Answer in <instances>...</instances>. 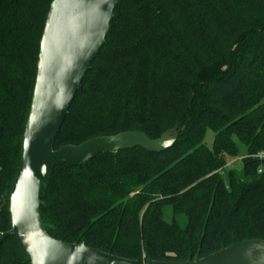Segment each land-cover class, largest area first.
<instances>
[{"label":"trees","instance_id":"obj_1","mask_svg":"<svg viewBox=\"0 0 264 264\" xmlns=\"http://www.w3.org/2000/svg\"><path fill=\"white\" fill-rule=\"evenodd\" d=\"M52 1L0 0V238L11 230ZM175 127L176 144L161 154L135 148L57 166L40 192L50 236L144 264L264 240V160L254 157L264 152V0H120L54 149ZM239 145L242 169L227 168ZM0 264H30L15 237L0 245Z\"/></svg>","mask_w":264,"mask_h":264},{"label":"water","instance_id":"obj_2","mask_svg":"<svg viewBox=\"0 0 264 264\" xmlns=\"http://www.w3.org/2000/svg\"><path fill=\"white\" fill-rule=\"evenodd\" d=\"M120 0H53L40 42L37 76L29 116L21 138L20 168L10 193L11 230L1 234L0 245L15 237L30 264H144L118 257L85 242L71 244L51 237L53 227L43 222L42 188L53 170L65 163L79 167L100 154L141 148L161 154L173 148L178 127L160 138L140 131L96 137L80 145L54 149L70 107L91 64L106 44L114 11ZM147 264H264V240L238 242L199 260Z\"/></svg>","mask_w":264,"mask_h":264},{"label":"rangeland","instance_id":"obj_3","mask_svg":"<svg viewBox=\"0 0 264 264\" xmlns=\"http://www.w3.org/2000/svg\"><path fill=\"white\" fill-rule=\"evenodd\" d=\"M214 137H215V134L212 130H207L206 134H205V142L206 144L209 146V147H212L213 146V143H214ZM239 154H238V157L235 159V158H232V159H228V162L227 164L229 166H232L238 170H241L242 169V166H243V163H242V159H244L246 156H247V150L246 148L243 146V145H239ZM264 167V166H263ZM164 219L170 223L172 222V219H173V214H172V210L171 208H167L165 210V213H164Z\"/></svg>","mask_w":264,"mask_h":264},{"label":"built area","instance_id":"obj_4","mask_svg":"<svg viewBox=\"0 0 264 264\" xmlns=\"http://www.w3.org/2000/svg\"><path fill=\"white\" fill-rule=\"evenodd\" d=\"M254 157L257 158V159H259V160H264V152H260V153H258L256 155H254ZM226 167L228 168V167H232V166H229L227 164ZM260 172H262V169L260 170ZM1 208H2V204L0 202V210H1Z\"/></svg>","mask_w":264,"mask_h":264}]
</instances>
